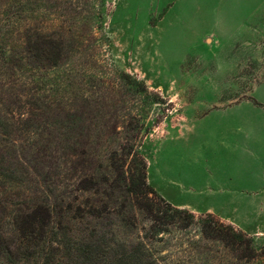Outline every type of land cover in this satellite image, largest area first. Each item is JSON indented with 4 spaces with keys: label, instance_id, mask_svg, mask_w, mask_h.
<instances>
[{
    "label": "rangeland",
    "instance_id": "1",
    "mask_svg": "<svg viewBox=\"0 0 264 264\" xmlns=\"http://www.w3.org/2000/svg\"><path fill=\"white\" fill-rule=\"evenodd\" d=\"M42 5L25 29L19 1L0 0L7 63L0 113L10 129L31 128L39 202L71 206L76 227L112 246L150 233L164 239L154 242L155 264H256L204 238L197 220L171 210L152 187L163 184L160 158L175 152L202 173L206 159L228 158L215 125L264 121V0H35L32 7ZM196 175L187 183L198 190L205 183L206 202L229 198L253 213L254 196L264 193V173Z\"/></svg>",
    "mask_w": 264,
    "mask_h": 264
},
{
    "label": "trees",
    "instance_id": "2",
    "mask_svg": "<svg viewBox=\"0 0 264 264\" xmlns=\"http://www.w3.org/2000/svg\"><path fill=\"white\" fill-rule=\"evenodd\" d=\"M18 1V24L31 29L35 15H43L41 9L46 7L33 8L35 0ZM2 26L0 18V80L5 76L7 64L3 63L6 40ZM4 118L0 113V264H63L64 259L67 264H84L75 261L79 255L88 258L89 263L85 264H155L158 261L154 242L164 239H156L150 233L143 240L112 246L105 240L95 239L88 227H76L77 216L71 213V206L56 211V205L39 202L37 190L44 185L34 171L31 128L19 124L10 129ZM152 190L157 192L153 187ZM160 197L171 210L187 215L191 224L197 220L204 238L221 242L239 260L264 264V235H249L214 213L195 215L190 209L174 206ZM56 214L66 218V222L55 221ZM68 232L74 246L70 244L71 237L66 238Z\"/></svg>",
    "mask_w": 264,
    "mask_h": 264
},
{
    "label": "crops",
    "instance_id": "3",
    "mask_svg": "<svg viewBox=\"0 0 264 264\" xmlns=\"http://www.w3.org/2000/svg\"><path fill=\"white\" fill-rule=\"evenodd\" d=\"M234 110H237V108ZM210 113L205 116L210 115ZM233 118L234 121L230 122L227 120L226 124L219 123V125L211 128L213 129V133L217 128H220L221 132L224 133L223 147L227 150L228 158L220 162L215 159L213 162L206 159L203 163L206 173H202L199 170L196 172V168L192 167L196 164H193L190 158L178 156L176 152V156L174 157L171 156L170 158L166 156L160 158L158 173L163 184L158 183L157 189H155L165 200L174 206L188 208L198 213L211 212L230 221L247 233L261 235L264 234V193L262 191H260V195L254 196L253 213H251L250 210L241 211L237 209L236 205H232L235 201L230 203L229 198L227 202H224L222 199L217 202L208 199L206 202L207 196L204 194L205 183L200 186L199 190L193 183H187L189 181L198 182L196 179L197 173L206 175L207 173L215 174L214 176H223L227 180L242 177L245 175L246 170H252L254 176H256V173H264V121L255 119L253 124H248L247 126L246 120L243 117ZM223 126L226 127L223 128ZM201 129H204V127ZM207 131L205 128L200 136L205 135ZM183 135L184 132L182 130L179 132L178 137H182ZM176 149L183 151V148H175L173 150ZM197 149L201 148L197 146ZM248 150L249 152H253V155L247 160L245 154ZM196 159L199 162L200 156ZM247 161H252V163L249 162L248 164H251L248 165ZM149 166L147 179L152 185V181L149 179ZM218 189L221 188L219 187ZM176 190L181 194L180 197L178 196L179 198H177Z\"/></svg>",
    "mask_w": 264,
    "mask_h": 264
}]
</instances>
